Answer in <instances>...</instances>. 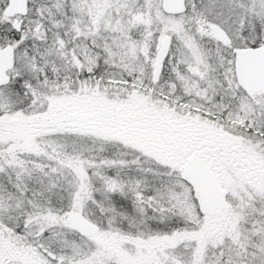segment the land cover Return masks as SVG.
Wrapping results in <instances>:
<instances>
[{
	"label": "snow or ice",
	"instance_id": "6c2138e0",
	"mask_svg": "<svg viewBox=\"0 0 264 264\" xmlns=\"http://www.w3.org/2000/svg\"><path fill=\"white\" fill-rule=\"evenodd\" d=\"M0 264H264V0H0Z\"/></svg>",
	"mask_w": 264,
	"mask_h": 264
}]
</instances>
